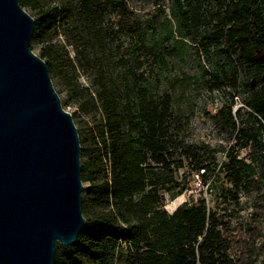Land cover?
Masks as SVG:
<instances>
[{
	"label": "trees",
	"instance_id": "16d2710c",
	"mask_svg": "<svg viewBox=\"0 0 264 264\" xmlns=\"http://www.w3.org/2000/svg\"><path fill=\"white\" fill-rule=\"evenodd\" d=\"M206 1L212 7L211 14L204 17L213 34L209 43L221 46L239 68L232 67V74L224 77L233 90L240 84L245 89L248 120H241L239 132L255 151H263L264 0ZM18 2L23 9L39 13L33 37L40 42L56 29L62 30L64 47L46 45L39 57L50 72L71 70L74 83L77 74L89 77L94 91H84L97 104L103 119L101 146L108 168L100 181L92 179L88 189V201L102 210L84 218L86 226L76 243L58 250L54 264H256L258 260L264 264L258 225L233 227L229 216L220 217L204 204L192 207L184 203L170 215L161 209L158 191L173 171L182 168L176 153L182 154L205 184L224 149L205 144L174 145L168 128L171 97L165 94L156 99L149 93L144 85L147 80L136 71L141 67L139 59H133L134 66L126 71L128 61L112 57L103 19L108 6L121 9L124 0H79L77 7L71 3L46 7L45 0ZM188 14L180 11L178 17L185 28L193 29L196 19ZM133 91L136 96L130 103ZM242 112L239 109L233 115L231 107L221 110V127L236 131L235 117H241ZM85 154L81 149L80 156ZM225 158L220 172L234 189L221 191L219 199L228 206L238 199L239 188L258 191L259 185L253 165L238 160L232 151ZM260 166L264 177V157ZM86 173L82 165V181L88 180ZM123 245L124 250L120 249Z\"/></svg>",
	"mask_w": 264,
	"mask_h": 264
},
{
	"label": "rangeland",
	"instance_id": "374dc122",
	"mask_svg": "<svg viewBox=\"0 0 264 264\" xmlns=\"http://www.w3.org/2000/svg\"><path fill=\"white\" fill-rule=\"evenodd\" d=\"M69 3L77 7L79 0H45L46 7ZM24 10L34 21L40 18L37 11ZM180 11H187L190 18L196 19L195 28L187 29L182 25L178 17ZM211 12L212 7L206 0H124L121 9L107 7L103 23L108 29L112 57L126 59V71L134 66L133 59H139L141 67L136 71L147 80L144 85L149 93L156 99H162L165 94L171 97L168 128L173 144H205L224 149L223 154L217 155V167L205 184L182 154L176 153L175 159L182 160V168L173 171L158 191L161 209L170 215L184 203L192 207L204 204L220 217L229 216L233 227L258 225L262 235L260 244L264 242V177L260 166V159L264 157V132L260 133L263 151H255L239 132L241 120H248V110L243 102L246 93L241 84L233 90L224 77L225 74H232V67L239 71L234 58L231 63L228 53L221 46L209 43L213 34L204 17ZM46 45L64 47L62 30L56 29L44 42L34 37L30 41V49L37 56ZM65 49L72 58L70 48ZM49 75L62 108L72 115L80 147L86 153L84 157L80 156L81 166L87 169L85 179H88L81 180V198L85 201L81 211L84 218L91 217L102 208L88 201V189L92 179L100 181L104 169L108 168L101 146L103 119L97 104L84 91L85 88L90 93L94 91L89 77L77 74V82L74 83V73L69 69L63 74L57 70L49 71ZM219 85H222L221 88H217ZM135 96V91L130 92V103ZM129 106L132 107L131 104ZM229 107L233 115L239 109L244 110L241 117H235L237 129L234 132L228 127L222 128L218 119L219 112ZM228 151H232L238 160L253 165L259 190L241 187L238 199L226 206L220 203L219 195L221 191L234 189V186L225 173L220 172V165L226 161ZM179 191L181 194L176 196ZM63 248L57 245L56 252ZM124 248L123 245L120 249ZM256 264H260V260Z\"/></svg>",
	"mask_w": 264,
	"mask_h": 264
},
{
	"label": "water",
	"instance_id": "95a60500",
	"mask_svg": "<svg viewBox=\"0 0 264 264\" xmlns=\"http://www.w3.org/2000/svg\"><path fill=\"white\" fill-rule=\"evenodd\" d=\"M34 29L18 0H0V264H54L86 226L77 129Z\"/></svg>",
	"mask_w": 264,
	"mask_h": 264
}]
</instances>
